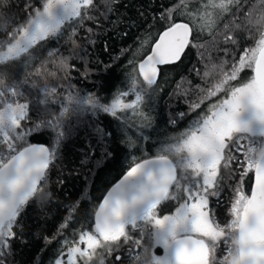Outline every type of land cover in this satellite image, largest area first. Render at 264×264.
Listing matches in <instances>:
<instances>
[{
  "label": "snow or ice",
  "instance_id": "1",
  "mask_svg": "<svg viewBox=\"0 0 264 264\" xmlns=\"http://www.w3.org/2000/svg\"><path fill=\"white\" fill-rule=\"evenodd\" d=\"M100 2L106 12L111 11L114 0ZM7 3L0 0V8ZM97 6V0H38L35 5L26 2L23 22L12 23L14 18L0 15L4 34L0 38V264H6L25 206L34 197L47 196L42 182L46 183L49 165L65 138L68 115H110L124 134L121 143L135 148L128 129H135L141 141L148 138L144 130L152 127L153 117L151 105L148 111L145 105L155 99L161 66L179 61L189 48L197 49L203 60L199 50L204 45L199 40L205 32L213 42L220 38L225 45L220 51L231 62L214 63L209 57L203 73L195 69L203 85H195L197 98L186 101L195 117L161 142L155 155L130 154L121 178L92 206L90 224L82 225L72 240L62 241L52 264H105L107 256L129 242L134 264H264V0H179L161 13L167 26L150 54L129 61L133 67L126 85L107 101L94 94L81 95L71 86L60 94L56 87L30 80L43 79L41 69L47 70L49 62L66 74L75 69L69 63L71 56H64L58 47L49 49L38 66L33 67V61L50 41L58 44L64 38L66 25L67 39L75 45L77 27L92 19L89 13ZM173 12L185 19L174 21ZM16 67L23 69L19 78L12 76ZM245 69L251 74L242 77ZM25 86L39 91V104H59V112L45 108L49 118L26 127L31 116ZM178 115L183 118L187 113ZM43 130L52 134L50 147L28 142L29 135ZM96 131L101 141L111 135L101 128ZM224 171L237 179L231 186L228 218L221 223L210 199L219 202ZM246 178H250L247 192ZM70 220L71 215L61 232ZM221 244L224 254L218 257ZM156 248H162L163 254L157 255ZM115 260L121 262V257Z\"/></svg>",
  "mask_w": 264,
  "mask_h": 264
},
{
  "label": "trees",
  "instance_id": "2",
  "mask_svg": "<svg viewBox=\"0 0 264 264\" xmlns=\"http://www.w3.org/2000/svg\"><path fill=\"white\" fill-rule=\"evenodd\" d=\"M26 2L35 5L38 0H8L7 5L0 8V15L14 18L12 23L23 22ZM178 2L179 0H114L111 11L106 12L104 5L97 0V8L89 13L92 19L77 27V34L73 38L75 45L67 39L70 29L66 25L64 38L58 44L50 41L44 49L36 53L37 59L33 61V67L38 66L47 59L49 49L58 47L64 56H71L69 63L75 65V69L66 74L58 65L49 62L46 65L47 70L41 69L44 72L43 79L31 77L30 80L35 79L41 86L47 83L56 87L60 94L71 86L72 90L79 91L81 95L94 94L107 101L117 88L126 85L133 67L129 61L135 63L143 58L159 33L167 26L166 21L160 19L161 13ZM255 2L256 0H250V3ZM172 19L184 20L185 17L173 12ZM219 27L222 29L223 23ZM88 29L92 31L89 32ZM3 35L0 33V38ZM219 39L217 37V41L213 42L212 35L202 33L199 43L204 48L199 51L203 53V60L197 49L189 48L179 62L161 68L157 86L162 85L165 80L166 85L155 97L160 108L162 125L173 127L170 120L179 119L178 114L181 112L187 115L190 113L186 101L197 98L195 85H203L195 69L203 73L209 57L214 63H219L222 59L231 62L220 51L225 45ZM22 71L20 67L12 69L13 78H19ZM48 72L55 75H48ZM24 90L30 102L31 116V120L25 124L26 127H32L33 122H38V119L49 118L45 108L53 113L59 112L57 103L46 106L39 104L41 96L37 89L25 86ZM186 90L188 94L185 96ZM97 128L111 135H106L101 141ZM123 139L125 137L120 124L110 115H93L91 112L68 115L65 120V138L49 165L46 183L42 182L47 196L44 199L32 198L18 217V226L14 228L17 235L11 240V251L5 258L6 264H52L62 241L72 240L74 233L82 225L90 224L92 206L99 203L128 166L131 150L121 143ZM28 142H41L50 147L53 142L52 134L49 130L33 133L28 136ZM106 152L111 154L107 155ZM223 175V191L219 202L217 199L211 202V207L221 223L228 218L231 186L237 179L236 176L230 177L227 171ZM245 182L250 187V178H246ZM73 208L75 211L70 213ZM70 215L71 220L61 232V225L69 220ZM130 247L122 245L118 251H113L111 256L106 257L105 264H132ZM117 255L121 257V262L115 260Z\"/></svg>",
  "mask_w": 264,
  "mask_h": 264
},
{
  "label": "rangeland",
  "instance_id": "3",
  "mask_svg": "<svg viewBox=\"0 0 264 264\" xmlns=\"http://www.w3.org/2000/svg\"><path fill=\"white\" fill-rule=\"evenodd\" d=\"M17 68V67H16ZM251 70L250 69H245L244 72L241 73V76L244 77L246 75H250ZM166 85V80L163 82L162 85L156 86L155 90V96L156 94H159L160 92L163 91L164 86ZM131 97H129L130 99ZM149 105H151V115L153 117V123L152 127L145 129L144 133L148 137L146 140L141 141L137 136L135 129L129 128L128 135L132 136L133 139L136 140V147L130 149L131 150V155H136V156H141V155H147V156H152L156 154L157 149L160 147L161 142H165L168 140L169 137L179 133L182 131L184 128L188 126V123L195 117L196 113L195 112H190L188 115H185L183 118H179L175 120V124L173 127L171 126H164L160 122V108L157 106V101L156 97L154 101H149L148 104L145 105V111L149 110ZM204 107V106H202ZM199 111V110H198ZM226 173V171L223 172V174ZM249 180V179H248ZM245 191L247 192L249 190V185L248 183L245 182ZM217 198L213 197L210 199V205L211 202L216 200ZM169 210L167 207L164 208V211ZM163 214V213H162ZM133 236H137L138 233H132ZM147 242V238H145V243ZM124 245H129L131 246V242L129 244H124ZM139 251V250H137ZM155 252L157 255H162L163 254V249L162 248H156ZM224 254V245L221 244L220 248L217 250V256L220 257ZM132 264H134L133 259H132Z\"/></svg>",
  "mask_w": 264,
  "mask_h": 264
},
{
  "label": "water",
  "instance_id": "4",
  "mask_svg": "<svg viewBox=\"0 0 264 264\" xmlns=\"http://www.w3.org/2000/svg\"><path fill=\"white\" fill-rule=\"evenodd\" d=\"M180 21H182V20H176V22H180ZM162 31H163V30H162ZM162 31H161V32H162ZM161 32H160V33H161ZM160 33H159V34H160ZM158 36H159V35H158ZM157 38H158V37H157ZM151 47H152V46H151ZM150 50H151V49H150ZM185 52H186V51H185ZM148 54H150V51H149V52H148L143 58H141L140 60H143ZM184 54H185V53H184ZM184 54H183V55H184ZM182 57H183V56H182ZM182 57H181V59H182ZM181 59H180V60H181ZM140 60H139V61H140ZM180 60H179V61H180ZM179 61H177V62H179ZM177 62H175V63H177ZM175 63H173V64H175ZM169 65H171V64H169ZM164 66H165V65H164ZM162 67H163V66H161V68H162ZM159 78H160V77H159ZM158 80H159V79H158ZM34 143H37V144H45V143H41V142H34ZM45 145H46V144H45ZM46 146H48V145H46ZM120 178H121V177H120ZM120 178H119V179H120ZM119 179H117L115 182H117ZM115 182H114V183H115ZM114 183H113V184H114ZM113 184H112V185H113ZM112 185H111V186H112ZM111 186H110V187H111ZM110 187H109V188H110Z\"/></svg>",
  "mask_w": 264,
  "mask_h": 264
}]
</instances>
